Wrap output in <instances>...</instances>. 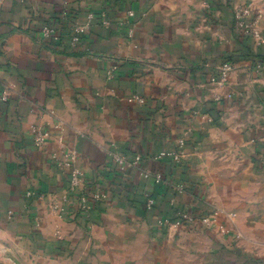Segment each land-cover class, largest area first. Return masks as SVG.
I'll return each instance as SVG.
<instances>
[{
	"label": "crops",
	"instance_id": "1",
	"mask_svg": "<svg viewBox=\"0 0 264 264\" xmlns=\"http://www.w3.org/2000/svg\"><path fill=\"white\" fill-rule=\"evenodd\" d=\"M0 264H264V0H0Z\"/></svg>",
	"mask_w": 264,
	"mask_h": 264
},
{
	"label": "built area",
	"instance_id": "2",
	"mask_svg": "<svg viewBox=\"0 0 264 264\" xmlns=\"http://www.w3.org/2000/svg\"><path fill=\"white\" fill-rule=\"evenodd\" d=\"M250 10L248 8L245 9H239L236 12V20H237V26L239 29L244 30L249 36H252L255 40V42L258 44L262 40V36L260 35L259 31L253 27V24L251 22H247L246 18L249 15ZM133 15V11H130L129 16ZM94 14L89 13L87 16V21L85 24H79L76 25L73 33L71 34V44L72 45H77L81 41L82 35L86 32V30L90 27L93 19H94ZM109 20L106 17V15L103 16V25L109 27ZM42 35L44 38H57L58 37V29L54 26H49L45 25L41 29ZM232 64L229 61L224 62L220 66L219 70V75L217 77V84L223 85L225 82H227L229 78V74L232 71ZM114 72H110L111 76ZM3 99H7V94H4ZM132 99H138L141 100V98L135 96ZM59 126V125H58ZM33 137H34V144L38 148H42L47 144L48 137H49V132L47 130H42L40 128H34L33 129ZM163 155H170L167 153H163ZM176 159H178L177 156H175ZM59 164V166L63 167L64 169L68 170V183H69V192H76L83 188L84 183H85V175L84 172L81 168H79L75 164V159H76V154L73 150H66L63 155V159L60 160L58 158H55ZM120 164H125L127 163V160L125 158H119L117 159ZM140 160V156H136L134 159V164L138 163ZM179 189H183L182 186L178 187ZM29 195L32 193L29 192ZM100 196L95 194L94 198L98 199ZM82 207L83 209H88V204H87V196L82 195ZM65 200H68V195L64 196ZM155 204L154 200L151 198L149 200L148 206L151 208ZM179 218L173 220L175 224H181L182 220H191L192 218L188 216V214H179ZM167 222H171L172 220L167 219ZM203 221L205 223H209L210 218H203Z\"/></svg>",
	"mask_w": 264,
	"mask_h": 264
}]
</instances>
